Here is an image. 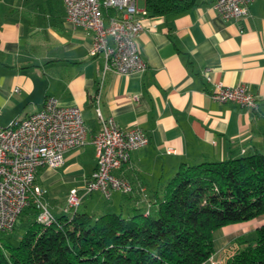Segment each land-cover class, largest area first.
<instances>
[{
  "label": "crops",
  "instance_id": "crops-1",
  "mask_svg": "<svg viewBox=\"0 0 264 264\" xmlns=\"http://www.w3.org/2000/svg\"><path fill=\"white\" fill-rule=\"evenodd\" d=\"M137 5L145 8V0ZM248 11L226 21L212 0H194L180 13L143 16L137 44L146 70L102 75L101 59L88 55L92 33L66 20L63 0H0V124L41 109L51 95L80 107L87 128L86 142L65 152L61 167L39 169L36 183L59 169L78 172L81 181L90 176L97 112L122 127L138 125L148 143L132 150L116 171L132 191H114L104 205L92 199V208L151 207L183 164L264 152V0L252 1ZM218 83H246L262 97L258 108L213 101L209 93ZM49 208L55 215L56 208ZM249 221L212 231L216 260L223 262L228 248L238 247L236 236L254 230L246 227Z\"/></svg>",
  "mask_w": 264,
  "mask_h": 264
},
{
  "label": "trees",
  "instance_id": "trees-1",
  "mask_svg": "<svg viewBox=\"0 0 264 264\" xmlns=\"http://www.w3.org/2000/svg\"><path fill=\"white\" fill-rule=\"evenodd\" d=\"M193 2L145 0V9L161 16ZM87 206L51 211L49 224L28 206L18 242L0 238V264H199L212 255L214 229L264 215V152L183 164L148 209L126 215ZM234 241L238 247L225 264H264V224Z\"/></svg>",
  "mask_w": 264,
  "mask_h": 264
},
{
  "label": "built area",
  "instance_id": "built-area-1",
  "mask_svg": "<svg viewBox=\"0 0 264 264\" xmlns=\"http://www.w3.org/2000/svg\"><path fill=\"white\" fill-rule=\"evenodd\" d=\"M254 0H212V7L222 19L237 21L249 14ZM65 18L76 27L92 33L88 55L102 61V75L111 71L120 75L143 73L146 62L139 54L137 37L142 29L141 17L147 15L137 0H63ZM203 74L208 72L204 69ZM16 90V89H14ZM213 101L232 102L246 110H256L262 98L246 83H218L209 93ZM98 106L99 97L95 96ZM99 130L91 137L96 164L85 180L83 193L76 188L67 196L65 212L74 211L83 195L94 191L103 199L112 192L128 194L132 186L116 173L129 160L132 150L145 146L148 137L138 125L120 126L113 116L97 112ZM87 128L81 109L60 103L47 96L41 109L8 125L0 124V233L12 230L21 213L30 205L37 209V221L49 224L52 213L41 197L36 183L41 168L57 169L64 163V154L83 145ZM147 205V209L149 208ZM199 264H223L210 255Z\"/></svg>",
  "mask_w": 264,
  "mask_h": 264
},
{
  "label": "rangeland",
  "instance_id": "rangeland-1",
  "mask_svg": "<svg viewBox=\"0 0 264 264\" xmlns=\"http://www.w3.org/2000/svg\"><path fill=\"white\" fill-rule=\"evenodd\" d=\"M141 8V7H139ZM88 159V157H86ZM89 163H87L86 166H88ZM70 174V173H68ZM66 173H62V171L59 169L57 174L51 175L49 179H47L44 183H40L41 188L43 189L44 193L41 197L42 201L45 202L47 207L49 206L56 208V215L60 214L64 207L67 205V196L72 191L73 188H76L79 191V194L83 193V185L85 183L84 179L81 181L80 174L78 172H75L71 175H68ZM91 175V174H90ZM100 201L102 205L106 204V202L103 201V198L99 196L97 191H94L91 195H83L81 203H85L87 206V209L92 210L90 204L93 203V201ZM50 209V208H49ZM101 210H104L103 208ZM119 209H116L115 211H118ZM138 212V211H135ZM53 213V212H52ZM123 214L127 213L125 210H123ZM21 221L19 220L14 228L10 230L8 233L0 234V238L8 239V241L11 244H16L19 240V238L22 236L25 224L22 220L25 219L24 214L20 216ZM264 224V215L259 216L258 218H255L252 221H249L246 223V227L248 229H255L258 226ZM250 237H254V235H250ZM234 243H237L234 241ZM237 249L236 246L229 247L226 253V257L224 258V261L222 262L225 264L228 257H230L234 251Z\"/></svg>",
  "mask_w": 264,
  "mask_h": 264
}]
</instances>
